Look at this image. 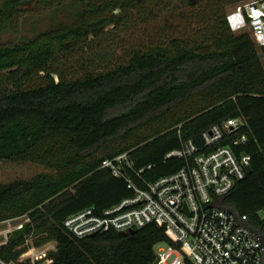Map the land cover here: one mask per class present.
I'll use <instances>...</instances> for the list:
<instances>
[{
	"label": "trees",
	"instance_id": "16d2710c",
	"mask_svg": "<svg viewBox=\"0 0 264 264\" xmlns=\"http://www.w3.org/2000/svg\"><path fill=\"white\" fill-rule=\"evenodd\" d=\"M173 1L0 0V37L28 14L57 11L60 17L32 38L0 43V160L42 167L30 177L0 180V219L31 218L0 248L4 260L18 262L34 232L36 245L57 242L53 264H152L156 244L168 240L157 224L74 237L63 222L86 207L112 206L133 195L126 178L100 168L104 159L129 151L135 169L152 165L142 177L157 180L185 163L166 158L168 152L189 139L200 144L204 130L230 117L246 120L248 141L238 149L252 159L227 201L264 224V46L228 24L227 7L243 0ZM67 5L77 9L67 13ZM192 6L210 23L199 38L178 35L131 47L127 61L84 63L69 78L58 68L68 42L85 44L109 32L131 9L183 15L180 7ZM66 13L69 23L61 18ZM189 103L195 106L188 111Z\"/></svg>",
	"mask_w": 264,
	"mask_h": 264
},
{
	"label": "built area",
	"instance_id": "2783aa9c",
	"mask_svg": "<svg viewBox=\"0 0 264 264\" xmlns=\"http://www.w3.org/2000/svg\"><path fill=\"white\" fill-rule=\"evenodd\" d=\"M227 21L234 32L247 30L258 46H264V0L238 2L228 12ZM246 124L241 117H230L204 130L200 144L185 141L166 154V158L183 159L184 165L153 181L142 177L152 165L135 169L129 151L104 159L100 168L126 178L133 195L112 206H89L71 214L63 222L65 229L74 237H84L157 224L168 240L156 244L159 248L152 264H264V242L254 224L246 214L227 207V196L251 166V155L238 149L248 141V133L242 131ZM30 221L28 213L1 218L0 248ZM34 242L31 232L25 241L27 250L15 263L53 264L50 253L57 250V242ZM0 262L13 263L1 256Z\"/></svg>",
	"mask_w": 264,
	"mask_h": 264
},
{
	"label": "rangeland",
	"instance_id": "374dc122",
	"mask_svg": "<svg viewBox=\"0 0 264 264\" xmlns=\"http://www.w3.org/2000/svg\"><path fill=\"white\" fill-rule=\"evenodd\" d=\"M184 3V2H182ZM173 5H182L180 1L174 0ZM235 5V4H234ZM233 4L227 7L232 10ZM77 9L76 5H67L64 11L72 13ZM152 11L149 8L131 9L126 18L118 27H110V31L100 36L89 37L85 44L71 46L68 42V48L58 54L59 70L69 78L80 73L84 63L88 65H106L114 66L120 62L127 61V51L131 47H139L143 44L153 41H166L173 36L186 35L187 37H198L203 32L208 31V20L201 14L200 9L191 7L184 10L180 7L183 15H172L162 11ZM63 15L64 22L69 23L71 16ZM58 12L47 11L39 14H28L18 25L17 30H9L2 34L0 43H12L24 39L32 38L38 33L52 27L60 19ZM239 33V32H236ZM264 64V57L262 58ZM195 103L186 104V110H190ZM183 110V108L181 109ZM147 129L142 130L145 134ZM33 163H21L13 161L0 160V180L5 182L13 181L19 177H30L41 171ZM264 219V210L259 212ZM159 246H156L158 250Z\"/></svg>",
	"mask_w": 264,
	"mask_h": 264
},
{
	"label": "flooded vegetation",
	"instance_id": "af4514ba",
	"mask_svg": "<svg viewBox=\"0 0 264 264\" xmlns=\"http://www.w3.org/2000/svg\"><path fill=\"white\" fill-rule=\"evenodd\" d=\"M254 227H255V232L257 233V235L263 240L264 242V227L262 223H254Z\"/></svg>",
	"mask_w": 264,
	"mask_h": 264
},
{
	"label": "water",
	"instance_id": "95a60500",
	"mask_svg": "<svg viewBox=\"0 0 264 264\" xmlns=\"http://www.w3.org/2000/svg\"><path fill=\"white\" fill-rule=\"evenodd\" d=\"M247 170H248V172H250L251 171V166H248ZM227 207H229V208L235 210L237 213H239L238 210L236 209V207L233 206L232 204H229V206H227ZM133 232H135V229H131L129 231H121L122 234H128V233H133ZM12 264H16V263L13 262Z\"/></svg>",
	"mask_w": 264,
	"mask_h": 264
}]
</instances>
